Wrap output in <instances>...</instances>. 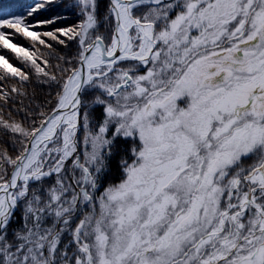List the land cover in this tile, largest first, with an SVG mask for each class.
Here are the masks:
<instances>
[{
	"label": "snow or ice",
	"instance_id": "1",
	"mask_svg": "<svg viewBox=\"0 0 264 264\" xmlns=\"http://www.w3.org/2000/svg\"><path fill=\"white\" fill-rule=\"evenodd\" d=\"M0 264H264V0L0 2Z\"/></svg>",
	"mask_w": 264,
	"mask_h": 264
},
{
	"label": "trees",
	"instance_id": "2",
	"mask_svg": "<svg viewBox=\"0 0 264 264\" xmlns=\"http://www.w3.org/2000/svg\"><path fill=\"white\" fill-rule=\"evenodd\" d=\"M0 2H15V0H0ZM23 43L27 44L26 41H23Z\"/></svg>",
	"mask_w": 264,
	"mask_h": 264
}]
</instances>
